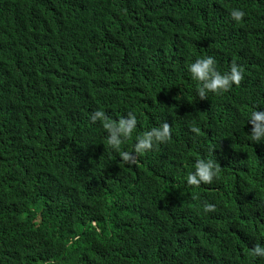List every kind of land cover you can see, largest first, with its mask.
<instances>
[{"label": "trees", "instance_id": "16d2710c", "mask_svg": "<svg viewBox=\"0 0 264 264\" xmlns=\"http://www.w3.org/2000/svg\"><path fill=\"white\" fill-rule=\"evenodd\" d=\"M207 55L243 79L201 99L185 66ZM97 109L136 116L123 151L164 121L171 137L123 161ZM254 109L264 0H0V264H264ZM205 157L217 177L188 185Z\"/></svg>", "mask_w": 264, "mask_h": 264}, {"label": "clouds", "instance_id": "9594fccd", "mask_svg": "<svg viewBox=\"0 0 264 264\" xmlns=\"http://www.w3.org/2000/svg\"><path fill=\"white\" fill-rule=\"evenodd\" d=\"M231 19L239 23L245 16L240 8H233L229 13ZM186 71L190 78L197 82L196 95L207 98L209 93L220 94L228 91L233 85H238L243 79V69L233 63L230 68L221 73L216 70V60L213 56H201L191 63L186 64ZM92 123L99 122L106 132V144L118 154L123 161H130L134 154H140L151 150L157 144L166 143L171 137V128L167 121L158 127H152L135 138L132 152L123 151L122 146L132 136L137 127V118L129 113L118 119L110 118L102 109H97L90 114ZM247 122L251 125L249 139L252 143L264 142V110L254 109L250 112ZM219 168L217 162L211 158H201L195 162L194 171L187 176V184L199 186L201 183L210 184L217 177ZM205 212L214 210V205L205 203ZM252 253L256 257H264V246L255 244Z\"/></svg>", "mask_w": 264, "mask_h": 264}]
</instances>
